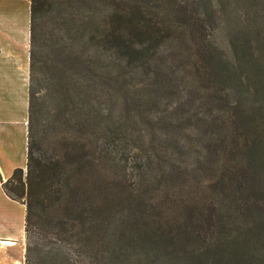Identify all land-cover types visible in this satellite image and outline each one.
<instances>
[{
    "label": "trees",
    "instance_id": "1",
    "mask_svg": "<svg viewBox=\"0 0 264 264\" xmlns=\"http://www.w3.org/2000/svg\"><path fill=\"white\" fill-rule=\"evenodd\" d=\"M60 1L3 180L26 264H264V0Z\"/></svg>",
    "mask_w": 264,
    "mask_h": 264
},
{
    "label": "crops",
    "instance_id": "2",
    "mask_svg": "<svg viewBox=\"0 0 264 264\" xmlns=\"http://www.w3.org/2000/svg\"><path fill=\"white\" fill-rule=\"evenodd\" d=\"M30 48L31 0H0V264H26V205L3 180L27 167Z\"/></svg>",
    "mask_w": 264,
    "mask_h": 264
},
{
    "label": "rangeland",
    "instance_id": "3",
    "mask_svg": "<svg viewBox=\"0 0 264 264\" xmlns=\"http://www.w3.org/2000/svg\"><path fill=\"white\" fill-rule=\"evenodd\" d=\"M63 3L60 0H47L45 6V17L44 25L47 33V37L51 38L54 34L57 37L62 38L61 36L65 33V20L69 17L68 8L64 9ZM53 33V34H52ZM65 36V35H64ZM48 45H51L50 40H47ZM49 55H52V51L47 47ZM49 64L51 63L49 61ZM26 247H27V238H26Z\"/></svg>",
    "mask_w": 264,
    "mask_h": 264
}]
</instances>
